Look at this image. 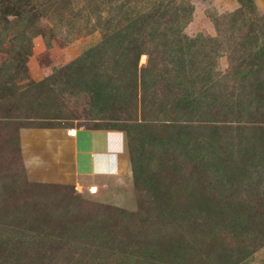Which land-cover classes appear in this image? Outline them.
<instances>
[{"label": "rangeland", "instance_id": "1", "mask_svg": "<svg viewBox=\"0 0 264 264\" xmlns=\"http://www.w3.org/2000/svg\"><path fill=\"white\" fill-rule=\"evenodd\" d=\"M121 29L143 44L132 84L135 106L126 107V100L117 96L92 101L90 94L66 88V77L79 68L72 67L71 72L69 67L80 58H85V67L92 62L100 80L126 77V56L105 45ZM184 38L199 41L186 48ZM182 50L194 69L219 80L224 95L237 96L244 103L260 99L264 95V0H60L56 6L51 0H0L3 238L16 241L22 233H32L48 240L37 256L44 264H109L106 256L90 261L88 256L66 252L64 246L57 250L64 245L60 240L78 230L87 235V228L96 224L105 231L98 241L117 249L112 255L137 249L145 245L149 230L140 229L136 222L128 228L122 213H136L143 203L145 210H151L149 220L158 216L159 221L161 217L169 221L164 224L168 229L161 225V238L177 241L184 235L186 241L199 244L198 255L189 264H264V184L235 195L208 191V179L196 175L190 164L195 163L201 140L192 143L187 138L189 146L181 150L189 162L184 169L179 168L180 162L168 163L171 158L156 162L177 132L170 127L173 121L149 113L146 105L153 103L159 109L171 100L165 87L149 86L144 92L140 79H146L147 70L164 77L171 70L170 54ZM42 82L45 85L40 87ZM233 121L213 124L235 127ZM32 129L66 130L69 137L77 129L119 132L124 138L125 170L100 184L78 178L70 166L29 174L26 135ZM43 137L47 140L46 134ZM227 203L245 208L247 225L241 226ZM195 220L210 223L203 243L183 228L184 221ZM84 235L74 243L92 241Z\"/></svg>", "mask_w": 264, "mask_h": 264}, {"label": "trees", "instance_id": "2", "mask_svg": "<svg viewBox=\"0 0 264 264\" xmlns=\"http://www.w3.org/2000/svg\"><path fill=\"white\" fill-rule=\"evenodd\" d=\"M51 1L56 6L60 0ZM117 26H120V23ZM198 41V38H184L183 44L189 48ZM105 45L113 52L124 53L122 56L124 59L126 56V77H108L107 80H100L94 72L95 66L92 62L85 67L83 65L85 58H80L69 67L71 72L74 71L72 67L78 66L79 68L74 71L75 74L66 77V88H74L78 90V93L85 95L90 94L92 101L117 96L126 100V107L132 105L134 107L133 103L137 94L133 91L134 85L132 84L138 70L137 60L143 44L131 39L126 34V29H121L119 32L112 33L106 39ZM170 58L171 70L164 77H158L152 70H147L146 79H140L144 92L149 86L152 88L165 87L171 100L168 107L163 103L159 109L153 103L146 105L150 109L149 113L162 114L173 121L170 127L176 129L177 132L174 142L172 144H170L171 141L168 142L170 145L166 152L157 158L156 162L161 164L165 158L166 160L171 158L168 163L175 166L180 162L179 168L184 169L189 162H185L187 155L181 151L182 148H188V140L192 143L193 139L201 140L195 152L197 156L193 158L195 163L190 164L196 175L202 174L208 179L206 184L208 191L230 192L235 195L238 191L248 192L262 188L264 184V95H261L260 99L252 98L249 103L241 102L237 96L233 98L228 94L224 95L219 80L212 78L203 70L194 69L183 50L173 51ZM149 63L153 67L154 62L150 54ZM44 85L45 83L42 82L40 87ZM258 116L261 119H256ZM230 118L234 120L235 127L213 124L218 120H229ZM201 143L205 146H201ZM150 153H147L148 157L152 156ZM188 154L190 157L194 156L189 151ZM137 174L134 175L136 181L138 180ZM170 200L167 199V201ZM141 205L143 203L139 204L136 213L126 212L122 215L126 217L128 228L136 222L140 229L145 226V229L149 230L147 238L145 237V245L135 246L137 249L130 247V251L122 250L118 255H112L111 253L117 249L108 243L98 241L105 231L93 224L95 226L90 225L87 228V235L80 233L79 230L75 236L69 233L64 241L60 240L64 242V245L62 243L57 250L64 246L66 252L88 256L90 261L97 260L99 255L103 258L106 256L109 264H189L192 258L198 255L196 247L199 244H195L194 240L186 241L184 235H181L177 241L161 238L159 234L161 225L164 229H168L164 224H169V221L165 222L162 217L159 221L158 216L149 220L151 210H145ZM227 208L235 212L233 215L241 220V226L247 225L244 214H242V211H245L244 207L240 209L234 207L232 203H227ZM168 210L170 213L173 211L171 207ZM199 212L203 213L204 210L200 209ZM183 223V228L190 231L189 235L201 243L208 237L206 234L210 226L209 222L195 220ZM233 230L232 232H235ZM29 232L34 233V230ZM3 234L0 230V264H44L37 256L41 248L48 246L46 244L48 240L32 233H22L19 236L20 240L10 241L3 238ZM81 235L91 237L92 241L75 244L74 241L81 239ZM178 243L182 244L181 249L177 248Z\"/></svg>", "mask_w": 264, "mask_h": 264}, {"label": "crops", "instance_id": "3", "mask_svg": "<svg viewBox=\"0 0 264 264\" xmlns=\"http://www.w3.org/2000/svg\"><path fill=\"white\" fill-rule=\"evenodd\" d=\"M44 134L47 135V140L44 139ZM74 134V137H69L66 130H28V151L25 158L27 172L31 174L42 169L53 172L70 166L72 173L78 178L98 184L105 179L121 176L120 172L125 170L126 164L121 133L77 129ZM43 142L47 146L43 147ZM41 151L48 153V157L43 158Z\"/></svg>", "mask_w": 264, "mask_h": 264}]
</instances>
